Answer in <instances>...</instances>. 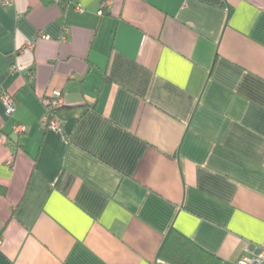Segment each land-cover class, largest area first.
<instances>
[{"label": "crops", "instance_id": "crops-1", "mask_svg": "<svg viewBox=\"0 0 264 264\" xmlns=\"http://www.w3.org/2000/svg\"><path fill=\"white\" fill-rule=\"evenodd\" d=\"M99 7L0 0V264H169L171 229L264 251V0Z\"/></svg>", "mask_w": 264, "mask_h": 264}, {"label": "trees", "instance_id": "trees-1", "mask_svg": "<svg viewBox=\"0 0 264 264\" xmlns=\"http://www.w3.org/2000/svg\"><path fill=\"white\" fill-rule=\"evenodd\" d=\"M62 108L50 110L49 114L57 115ZM157 257L169 264H218V259L214 255L207 253L172 229L164 238Z\"/></svg>", "mask_w": 264, "mask_h": 264}, {"label": "built area", "instance_id": "built-area-1", "mask_svg": "<svg viewBox=\"0 0 264 264\" xmlns=\"http://www.w3.org/2000/svg\"><path fill=\"white\" fill-rule=\"evenodd\" d=\"M15 1L16 0H1V4L3 6H9V5L14 4ZM112 4H113V0H100V7H99L98 14L101 16L104 14V11H106V10L110 11ZM75 10L77 12L83 11L82 7L79 4L75 5ZM43 38H46V37L43 36ZM0 100H1V103L3 104V106L5 107L6 115L11 116L14 113L15 108H16L12 96H10L7 93L1 92ZM63 103H64L63 97H62L61 93H59V92L53 93V96L47 100L45 115H44V118L42 120V127L44 129H53L54 130V129L58 128L56 115L51 116L49 114V111L50 110H56V109L63 107ZM49 115L51 116V119H50ZM17 130L19 132L21 131L20 128H17ZM238 264H264V251L257 253L256 255H253L250 258H242L238 261Z\"/></svg>", "mask_w": 264, "mask_h": 264}]
</instances>
